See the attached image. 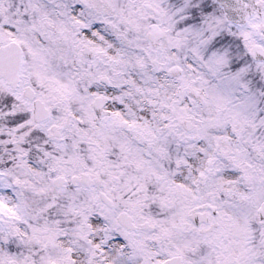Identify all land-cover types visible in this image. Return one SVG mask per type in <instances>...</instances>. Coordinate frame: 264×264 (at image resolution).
Instances as JSON below:
<instances>
[{
  "label": "snow or ice",
  "instance_id": "obj_1",
  "mask_svg": "<svg viewBox=\"0 0 264 264\" xmlns=\"http://www.w3.org/2000/svg\"><path fill=\"white\" fill-rule=\"evenodd\" d=\"M0 264H264V0H0Z\"/></svg>",
  "mask_w": 264,
  "mask_h": 264
}]
</instances>
